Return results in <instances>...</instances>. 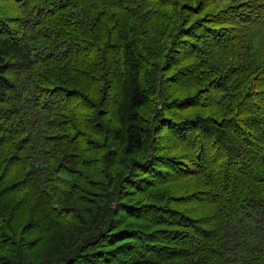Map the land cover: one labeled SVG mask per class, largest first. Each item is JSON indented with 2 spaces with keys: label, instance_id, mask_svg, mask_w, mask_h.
<instances>
[{
  "label": "trees",
  "instance_id": "1",
  "mask_svg": "<svg viewBox=\"0 0 264 264\" xmlns=\"http://www.w3.org/2000/svg\"><path fill=\"white\" fill-rule=\"evenodd\" d=\"M0 264H264V0H0Z\"/></svg>",
  "mask_w": 264,
  "mask_h": 264
}]
</instances>
